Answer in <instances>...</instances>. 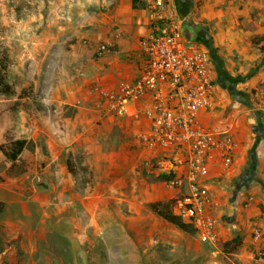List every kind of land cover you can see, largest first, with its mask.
<instances>
[{"label":"rangeland","instance_id":"obj_1","mask_svg":"<svg viewBox=\"0 0 264 264\" xmlns=\"http://www.w3.org/2000/svg\"><path fill=\"white\" fill-rule=\"evenodd\" d=\"M58 1L0 0V83L13 90L0 93V143L29 141L16 165L0 152V264H264V152L257 157L264 139V0H191V15L208 28L211 46L198 44L213 58L214 102L203 119L211 128H232L242 141L239 165L213 192L215 244L149 208L155 201L172 205L176 192L162 172L146 169L142 129L131 131L127 123H96L93 139L102 153L92 168L80 153L54 161L81 178L74 191L103 195L87 197L79 215L55 214L65 188L44 179L43 170L53 157L44 128L60 113L53 104L59 90L45 81L53 68L46 50L62 47L51 41ZM168 1L181 20L179 4Z\"/></svg>","mask_w":264,"mask_h":264},{"label":"built area","instance_id":"obj_2","mask_svg":"<svg viewBox=\"0 0 264 264\" xmlns=\"http://www.w3.org/2000/svg\"><path fill=\"white\" fill-rule=\"evenodd\" d=\"M148 3L152 25L141 40L146 55L141 75L114 87L96 84L90 93L105 117L147 120L137 133L146 169L172 175L166 184L176 192L173 212L194 225L200 240L215 244L219 219L212 184L234 169L241 140L232 128H211L203 119L215 94L208 50L185 36L168 0ZM109 51L110 42H104L96 54ZM254 234L261 239L259 228Z\"/></svg>","mask_w":264,"mask_h":264},{"label":"crops","instance_id":"obj_3","mask_svg":"<svg viewBox=\"0 0 264 264\" xmlns=\"http://www.w3.org/2000/svg\"><path fill=\"white\" fill-rule=\"evenodd\" d=\"M55 7L58 14L50 25L53 33L51 41L60 43L62 47L58 51L46 50V54L51 53L48 62L51 61L53 68L46 71L45 81L48 89L59 90L53 97V104L60 109V113L48 118L49 126L42 129L49 135L47 141L53 152L43 172L47 175L44 179L53 185L63 184L65 188L62 193H57V196L61 194L64 205L59 207L55 203V214L66 210L72 216L85 211L87 197L100 201L103 195L74 191V185L81 178L66 174L65 162L59 166L54 161L61 153L68 156L70 152L86 156L91 168L94 164L91 161H100L101 145H96L93 139L98 121L102 126L109 122L127 123L131 131L146 128L148 122L144 118L103 116L96 109L95 97L90 91L96 84L114 87L122 80L132 81L141 75L146 58L141 40L149 33L152 24L148 0H137L136 7L133 0H59ZM53 42L50 44L54 45ZM104 42H110V51L99 57L96 50ZM137 105L142 106L143 102ZM69 106H75L73 114L66 113ZM263 152L264 139H261L257 143L259 160ZM240 155L241 150L234 169L240 163ZM111 160L109 158V163ZM219 178L212 184V193L215 185L222 182Z\"/></svg>","mask_w":264,"mask_h":264},{"label":"trees","instance_id":"obj_4","mask_svg":"<svg viewBox=\"0 0 264 264\" xmlns=\"http://www.w3.org/2000/svg\"><path fill=\"white\" fill-rule=\"evenodd\" d=\"M136 1L137 0H133L134 7H136ZM263 41H264V36H263ZM12 92L13 90L10 84L0 83V93L8 95L11 94ZM28 146H29V141L27 139L16 138L8 142L0 143V152H2L7 159L12 161L13 164L16 165L20 161L21 154L26 148H28ZM254 161H256L255 157H254ZM163 175L166 180L172 176L171 174H167V173H163ZM149 208L158 216L162 217L169 223L177 226L181 230L187 232L191 228H193V230L196 232L195 227L191 222L182 219L173 212V204L171 205V203L164 201H155L149 204Z\"/></svg>","mask_w":264,"mask_h":264},{"label":"flooded vegetation","instance_id":"obj_5","mask_svg":"<svg viewBox=\"0 0 264 264\" xmlns=\"http://www.w3.org/2000/svg\"><path fill=\"white\" fill-rule=\"evenodd\" d=\"M175 2L179 4L178 10L181 16L182 26L184 23L187 28V31L184 32L185 36L198 46H200L198 43H203L210 48L211 43H210V36H209L208 28L206 27V25L196 20L191 15L192 13L190 9L192 8V1L191 0H175ZM209 54L211 55L210 52Z\"/></svg>","mask_w":264,"mask_h":264},{"label":"water","instance_id":"obj_6","mask_svg":"<svg viewBox=\"0 0 264 264\" xmlns=\"http://www.w3.org/2000/svg\"><path fill=\"white\" fill-rule=\"evenodd\" d=\"M182 29H183V31H186V27H185V24L183 25Z\"/></svg>","mask_w":264,"mask_h":264}]
</instances>
